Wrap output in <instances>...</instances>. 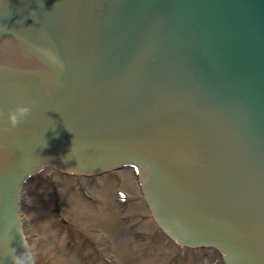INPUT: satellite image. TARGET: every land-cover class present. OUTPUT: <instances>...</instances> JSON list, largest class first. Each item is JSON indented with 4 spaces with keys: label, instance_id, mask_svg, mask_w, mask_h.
Instances as JSON below:
<instances>
[{
    "label": "water",
    "instance_id": "obj_1",
    "mask_svg": "<svg viewBox=\"0 0 264 264\" xmlns=\"http://www.w3.org/2000/svg\"><path fill=\"white\" fill-rule=\"evenodd\" d=\"M3 1L33 6L50 69L0 66V264L25 251L29 175L127 164L168 234L264 264V0ZM9 8L0 40L24 20ZM30 61L0 47V62ZM20 105L31 113L2 131Z\"/></svg>",
    "mask_w": 264,
    "mask_h": 264
},
{
    "label": "rangeland",
    "instance_id": "obj_2",
    "mask_svg": "<svg viewBox=\"0 0 264 264\" xmlns=\"http://www.w3.org/2000/svg\"><path fill=\"white\" fill-rule=\"evenodd\" d=\"M101 183L113 195L118 190L126 191L131 199V196L139 195L130 171H124L115 178H104ZM89 185L97 194H107L96 188V184ZM75 195L80 197L75 180L48 171L40 173L26 186L23 198L24 230L39 264H102L98 259L95 261L97 251L89 248L85 241L83 246L86 248L80 244L83 240L77 238H74L76 247L69 245L73 239L65 234L67 230L62 223L64 216L70 221H77L84 231L90 232L91 229L98 232L101 222L111 227L113 235L109 231L110 243L102 241L99 246L100 249L106 246V254L113 253L115 264H221L220 255L213 251L179 249L166 238L157 236L160 233L153 222L149 223L146 218L138 219L141 213L147 215L142 203L131 209L130 221L122 222L112 202V195L108 194L112 199L107 205L96 210L82 204ZM55 211L59 216L55 215ZM98 234L102 240L109 235L105 231Z\"/></svg>",
    "mask_w": 264,
    "mask_h": 264
},
{
    "label": "clouds",
    "instance_id": "obj_3",
    "mask_svg": "<svg viewBox=\"0 0 264 264\" xmlns=\"http://www.w3.org/2000/svg\"><path fill=\"white\" fill-rule=\"evenodd\" d=\"M31 113V108L26 105H20L15 107L14 109H10L7 112V121L9 127L2 129L4 132H8L10 128H16L20 123H22L25 118ZM10 231L12 230V226H10ZM19 233V228L16 229ZM22 238V247L25 248L24 252L17 253L16 248L10 247L8 248V257L9 264H35V257L31 250L28 248L27 244L24 242Z\"/></svg>",
    "mask_w": 264,
    "mask_h": 264
}]
</instances>
